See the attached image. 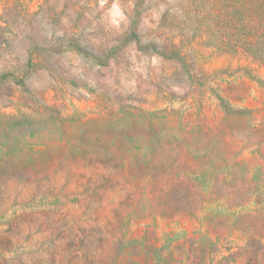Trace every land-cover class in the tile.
Here are the masks:
<instances>
[{"label": "rangeland", "instance_id": "1", "mask_svg": "<svg viewBox=\"0 0 264 264\" xmlns=\"http://www.w3.org/2000/svg\"><path fill=\"white\" fill-rule=\"evenodd\" d=\"M0 264H264V0H0Z\"/></svg>", "mask_w": 264, "mask_h": 264}]
</instances>
